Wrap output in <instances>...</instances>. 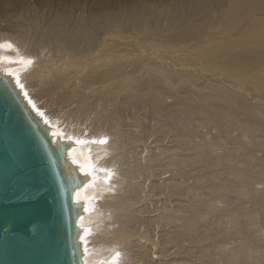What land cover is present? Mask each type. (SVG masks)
Listing matches in <instances>:
<instances>
[{"label": "bare ground", "instance_id": "6f19581e", "mask_svg": "<svg viewBox=\"0 0 264 264\" xmlns=\"http://www.w3.org/2000/svg\"><path fill=\"white\" fill-rule=\"evenodd\" d=\"M261 6L264 13V0L228 6L221 21L228 23L229 16L233 24L220 29L222 46L213 39L220 32H205L197 24L185 28L186 36L201 40L206 33L205 41L211 40L213 47L201 52L208 63L230 54L225 65L231 75L217 86L200 82L199 72L180 57L182 66L173 70L156 58L135 55L125 71L118 55L105 52L111 44L91 42L80 27L70 36L83 39L81 48L72 46L73 39L41 32L44 41L54 39L60 63L41 60L21 39L0 34V74L11 78L34 115L49 126L52 140L69 142L66 167L85 177L73 192L82 209L77 220L82 264H113L114 258L116 264H264ZM55 25L65 32L63 21ZM81 71L87 73L84 80L107 87L97 93L94 109L84 106L92 97L86 94L71 111L55 108L58 100L74 95ZM59 92L60 99L53 98ZM167 95L173 103H165ZM202 127L216 134L208 137ZM105 138L107 143H99Z\"/></svg>", "mask_w": 264, "mask_h": 264}, {"label": "rangeland", "instance_id": "374dc122", "mask_svg": "<svg viewBox=\"0 0 264 264\" xmlns=\"http://www.w3.org/2000/svg\"><path fill=\"white\" fill-rule=\"evenodd\" d=\"M237 1L239 0H0V34L14 35V38L16 36L21 39L25 48L32 50L34 54H38L41 60L48 58L52 63L57 61L60 63L59 56L54 52V39L60 38L67 41L73 39L72 46L81 48L84 44L83 39L70 36V33L80 27V29L87 31L86 35H89L91 42L100 43L101 40V43H105L107 46L111 44L110 48L104 49L105 52L118 55L117 58L121 61L117 59L116 61L119 64L121 62L120 65L125 68V71L131 70L135 60L140 56L156 58L155 60H159V62L161 61L166 66L176 70L183 63L176 60L177 57H180L186 58L195 68L194 70L199 72L200 82L217 86L220 80L231 75V71L225 65L226 60L231 58L230 54L217 55L212 64L208 63L205 59L208 54L203 55L201 53L208 47H213L211 40L207 39L206 43L204 38L206 33L203 34L201 40L196 36H186L183 33L189 25L191 27L196 26V24L197 27L200 25L205 32L211 33L220 32L222 27L232 25L229 16L228 23H223L221 20L229 14L228 6ZM257 14L259 16L264 14L262 6L257 10ZM243 17H245V13L236 16L235 19L239 21ZM59 21H63L65 32L55 25ZM44 29L49 30L54 39L48 42L44 41L41 38V32ZM221 35L222 32L213 38L220 39L219 46L223 45ZM113 45L120 51L115 50ZM96 53L99 54L100 52L94 51V57H96ZM34 59L36 60L37 57L35 56ZM127 59L131 62L130 64H128ZM104 62L108 67L114 66V62L111 60L106 59ZM59 72L60 70H57L55 74ZM73 73L71 76L76 75ZM82 73L84 75H81ZM86 74L85 71L79 73L80 77L73 87L77 93L74 92V95H69L65 102V99L59 98L60 92L59 94L54 93L53 98L60 99L58 100L59 104L55 103V108L61 107L64 110L68 108L71 111L82 104L79 99L84 98L86 94L87 97L92 96L90 98L93 99L87 98L88 101L85 102L84 106H91L94 109L93 104L99 92L107 87L102 84L97 86L99 82L96 80H84ZM23 79L24 76L19 79L20 84ZM116 84L117 82H114L113 86ZM92 86L96 87L92 88ZM87 87L91 90L89 91ZM180 90L181 88H179ZM164 101L171 104L174 97L167 95ZM89 113L92 115L93 110L90 109ZM201 131L207 133L208 137L216 134V129L212 127H202Z\"/></svg>", "mask_w": 264, "mask_h": 264}, {"label": "water", "instance_id": "95a60500", "mask_svg": "<svg viewBox=\"0 0 264 264\" xmlns=\"http://www.w3.org/2000/svg\"><path fill=\"white\" fill-rule=\"evenodd\" d=\"M10 79L0 74V264H82L73 192L85 177Z\"/></svg>", "mask_w": 264, "mask_h": 264}, {"label": "snow or ice", "instance_id": "6c2138e0", "mask_svg": "<svg viewBox=\"0 0 264 264\" xmlns=\"http://www.w3.org/2000/svg\"><path fill=\"white\" fill-rule=\"evenodd\" d=\"M20 88H23V85H20ZM24 95H25V97H27V93L25 92L24 93ZM28 103L33 107V108H36V105L29 99L28 100ZM37 111H39V110H37ZM39 115H41V116H44V113L43 112H39ZM45 122L47 123V120H45ZM77 143H83V141H77ZM99 143H101V144H104V143H107V138H105V139H101L100 141H99ZM35 194H33V193H30L28 196H26V197H24V198H31L32 196H34ZM120 256V253L119 252H117L116 253V258H118ZM113 264H116V259L114 258V261H113Z\"/></svg>", "mask_w": 264, "mask_h": 264}]
</instances>
